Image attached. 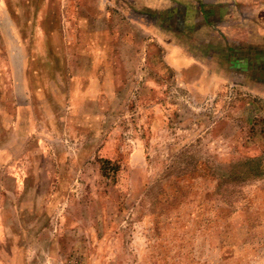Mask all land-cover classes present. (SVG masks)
Segmentation results:
<instances>
[{"label":"rangeland","instance_id":"rangeland-1","mask_svg":"<svg viewBox=\"0 0 264 264\" xmlns=\"http://www.w3.org/2000/svg\"><path fill=\"white\" fill-rule=\"evenodd\" d=\"M33 1L19 98L0 67V264H264V98L180 83L113 1Z\"/></svg>","mask_w":264,"mask_h":264},{"label":"crops","instance_id":"crops-1","mask_svg":"<svg viewBox=\"0 0 264 264\" xmlns=\"http://www.w3.org/2000/svg\"><path fill=\"white\" fill-rule=\"evenodd\" d=\"M110 1L138 35L146 37L145 50L160 48L162 59L174 69L180 83H202L211 93L214 87L228 84L231 90L248 89L264 98V0ZM28 4L30 0H0V67L15 98L20 97L16 93L20 69L18 88H24V93L28 89L26 58L23 55L18 64L16 56V50L24 51L17 38L22 23L17 13L27 11ZM104 49L108 50L107 45Z\"/></svg>","mask_w":264,"mask_h":264},{"label":"trees","instance_id":"trees-1","mask_svg":"<svg viewBox=\"0 0 264 264\" xmlns=\"http://www.w3.org/2000/svg\"><path fill=\"white\" fill-rule=\"evenodd\" d=\"M102 160H104V161H102L101 166H102V169H105V166L103 165V162H108V160H105V159H102Z\"/></svg>","mask_w":264,"mask_h":264}]
</instances>
